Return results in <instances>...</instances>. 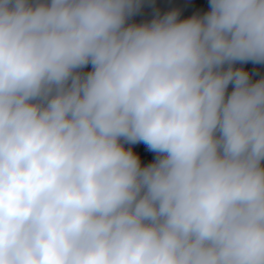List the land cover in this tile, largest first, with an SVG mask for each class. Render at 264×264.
Listing matches in <instances>:
<instances>
[{"label": "clouds", "instance_id": "1", "mask_svg": "<svg viewBox=\"0 0 264 264\" xmlns=\"http://www.w3.org/2000/svg\"><path fill=\"white\" fill-rule=\"evenodd\" d=\"M248 63L264 0H0V264H264Z\"/></svg>", "mask_w": 264, "mask_h": 264}, {"label": "trees", "instance_id": "2", "mask_svg": "<svg viewBox=\"0 0 264 264\" xmlns=\"http://www.w3.org/2000/svg\"><path fill=\"white\" fill-rule=\"evenodd\" d=\"M189 3L200 5V11L207 10L208 3L205 2L204 0H189ZM245 67L248 70L259 71L261 74H264V66H254L253 64L248 63L247 65H245Z\"/></svg>", "mask_w": 264, "mask_h": 264}, {"label": "rangeland", "instance_id": "3", "mask_svg": "<svg viewBox=\"0 0 264 264\" xmlns=\"http://www.w3.org/2000/svg\"><path fill=\"white\" fill-rule=\"evenodd\" d=\"M205 2L209 3V0H204Z\"/></svg>", "mask_w": 264, "mask_h": 264}]
</instances>
